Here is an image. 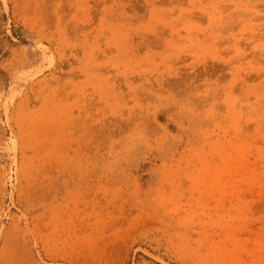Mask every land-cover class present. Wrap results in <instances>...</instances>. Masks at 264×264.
<instances>
[{"label": "rangeland", "instance_id": "rangeland-1", "mask_svg": "<svg viewBox=\"0 0 264 264\" xmlns=\"http://www.w3.org/2000/svg\"><path fill=\"white\" fill-rule=\"evenodd\" d=\"M0 264H264V0H0Z\"/></svg>", "mask_w": 264, "mask_h": 264}, {"label": "bare ground", "instance_id": "bare-ground-1", "mask_svg": "<svg viewBox=\"0 0 264 264\" xmlns=\"http://www.w3.org/2000/svg\"><path fill=\"white\" fill-rule=\"evenodd\" d=\"M26 58H27V57H26ZM49 64H51V65H52V61H51ZM4 112L6 113V115L8 114V112H7L6 108L4 109Z\"/></svg>", "mask_w": 264, "mask_h": 264}]
</instances>
